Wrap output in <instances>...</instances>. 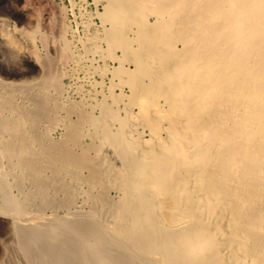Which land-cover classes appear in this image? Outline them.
<instances>
[{
    "label": "bare ground",
    "instance_id": "bare-ground-1",
    "mask_svg": "<svg viewBox=\"0 0 264 264\" xmlns=\"http://www.w3.org/2000/svg\"><path fill=\"white\" fill-rule=\"evenodd\" d=\"M91 1L0 17V264H264V0Z\"/></svg>",
    "mask_w": 264,
    "mask_h": 264
},
{
    "label": "rangeland",
    "instance_id": "rangeland-1",
    "mask_svg": "<svg viewBox=\"0 0 264 264\" xmlns=\"http://www.w3.org/2000/svg\"><path fill=\"white\" fill-rule=\"evenodd\" d=\"M25 9H27V10H25ZM37 10H39V11L37 12ZM89 10L91 12L95 11L94 4L92 3L91 0H88V1H85V0L84 1L83 0H0V17L1 16L5 17L9 21H11L12 24H14L16 26L18 25V27H24L26 29H29L30 27L35 26L36 23H38L40 25V29L42 32L46 33L49 36H52V35H54V32H52L53 31V30H51L52 28H49L50 24H51V27H53V26L55 27V26L59 25V24H57L59 22L58 21L56 22L53 19L57 18V20H60V19L64 20L63 22L67 26V28L69 29V27H70V29L67 31V37L71 41H73L74 44H78L77 39L80 35L83 34L82 33L83 29H81V28H83L82 27L83 26L82 15H80V14H83L84 11H89ZM26 11H28L29 13H31V11H32L33 14L35 13L36 17H41V14L43 12V14L45 15L44 16L45 18H42L43 17V15H42L41 18L43 20L40 18L39 21L31 22L26 17L27 16L26 13H28ZM57 13L60 14L61 17L58 16ZM33 17H34V15H33ZM80 18H81V20H80ZM44 19L46 20L45 22H44ZM93 20L98 22V19H93ZM53 21L56 23H54ZM42 23H43V26H41ZM30 25H32V26H30ZM46 25H47V29L44 28V27H46ZM27 27H29V28H27ZM47 30H49V31H47ZM37 47L40 49L41 53L45 52V50L43 49L40 42L37 43ZM0 48H1L0 49V59H3V60H0V77H9L10 80H18L20 78H24L25 73H27V74H25L26 75L25 77H31V75L34 76L35 74H37V73H35L36 72L35 65L33 64V62L31 60L27 61V60L22 59L23 60V62H22L21 58H18L16 61V64H14V65L10 64V60H8L9 58L7 57L6 50L3 51V48L1 47V45H0ZM1 51H3V52H1ZM5 59H7V61ZM19 59H20V63H18ZM12 63H14V62H12ZM17 64L20 66L22 65V67L18 66ZM7 66L8 67L10 66L9 67L10 69H8V71H7V68H8ZM21 69H22V71H21ZM18 70H20L21 72ZM16 73H18V74H16ZM14 74H16V75H14ZM18 75H20L21 77ZM67 81H69V80H65V84L66 85L70 84L71 81L70 82H67ZM81 82L82 81H80V83ZM6 221H7L6 217L0 216V235L5 232ZM1 236H3V235H1Z\"/></svg>",
    "mask_w": 264,
    "mask_h": 264
}]
</instances>
